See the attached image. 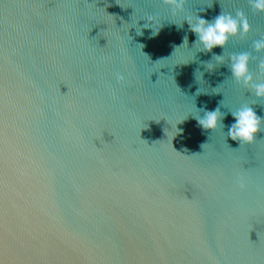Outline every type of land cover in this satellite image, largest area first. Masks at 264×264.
I'll return each instance as SVG.
<instances>
[{
	"label": "water",
	"instance_id": "95a60500",
	"mask_svg": "<svg viewBox=\"0 0 264 264\" xmlns=\"http://www.w3.org/2000/svg\"><path fill=\"white\" fill-rule=\"evenodd\" d=\"M221 10L251 30L209 71L223 50L170 22ZM261 37L248 0L175 17L162 0H0V264H264V123L226 137L243 106L264 119L226 66L250 52L264 83ZM221 101L225 127H198Z\"/></svg>",
	"mask_w": 264,
	"mask_h": 264
},
{
	"label": "clouds",
	"instance_id": "9594fccd",
	"mask_svg": "<svg viewBox=\"0 0 264 264\" xmlns=\"http://www.w3.org/2000/svg\"><path fill=\"white\" fill-rule=\"evenodd\" d=\"M187 2L188 0H162V3L169 8L173 17L184 12ZM248 4L253 12L264 13V0H248ZM152 19L153 17H148V20ZM184 22H187L189 31L196 37L193 46L198 49V52L212 53L214 48L223 50L222 55L213 54L209 61L201 62L209 71L213 68L212 62L214 60L217 63L223 60L224 50L230 38L239 37L244 39L251 30L247 16L240 10L236 11L235 16L221 10L220 14L211 20H206L197 14L196 16H185L181 24L170 23L175 24L180 29L183 27ZM157 33L158 31L153 32L154 35ZM184 44H188L187 35L183 37ZM141 48H143V45H141ZM252 49L257 53L264 52V37L253 41ZM250 59V52L233 53L229 56V63L226 66L231 73L230 78L248 90L257 100L264 101V83H254L252 72L249 69ZM258 69L261 73H264V60L260 61ZM116 79L117 81H123L124 77L117 74ZM196 95H199L198 91ZM221 103L222 101L214 110H207L206 106L198 109V111L203 112L202 117H194L198 127L209 133L215 132L218 126L223 125L225 127L223 124L225 114L221 112ZM231 115L234 118V123L227 126L226 137L238 142L240 146L251 144L261 131V124L264 123V119L257 116L253 108L247 105L231 112ZM203 146L204 144L201 145V148ZM239 186L243 188L244 185L241 182Z\"/></svg>",
	"mask_w": 264,
	"mask_h": 264
}]
</instances>
